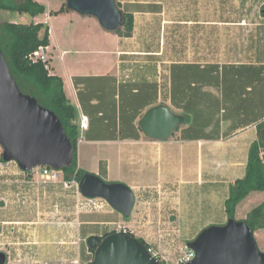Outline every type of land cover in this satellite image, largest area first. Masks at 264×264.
I'll use <instances>...</instances> for the list:
<instances>
[{"label": "crops", "instance_id": "1", "mask_svg": "<svg viewBox=\"0 0 264 264\" xmlns=\"http://www.w3.org/2000/svg\"><path fill=\"white\" fill-rule=\"evenodd\" d=\"M256 1L259 6L251 12H258L259 17H255L254 23L250 16L240 15L248 10H243L237 0H233L236 16L231 19L197 21L219 28V36L226 37L227 28L232 30L228 44L226 40L225 43L219 40V52H202L201 56L195 52L193 57L190 52L185 57L178 53L168 56L162 51V45L146 50L142 42L134 43L133 36L121 37L114 32L119 36V44L112 56L99 45L86 47L81 44L77 58L65 59L62 71L58 72L54 65L56 46L50 29L51 73L64 79L66 94L78 109V120L82 114L90 120L89 129L81 130L78 142L79 167L108 182H123L134 191L135 205L129 218L121 214L123 222L128 223L135 236L143 238L153 248L164 264H179V258L171 250L174 244L168 245L161 238L176 236L187 243L205 227L227 222L225 201L230 186L244 176L252 142L264 138V53L259 52L264 42V16L261 14L264 0ZM54 11L47 10L45 14L54 16L51 14ZM73 12L62 13L70 15ZM254 27L257 34L246 47L243 35L247 28ZM67 53L68 50H63L62 55ZM79 65L81 71L72 70ZM135 65L139 71L132 72ZM123 83L130 100L124 111L117 100L116 88ZM132 84L141 87L132 88ZM137 94H142L140 101L135 98ZM141 103L148 105L140 109ZM161 103L185 117L184 107L190 106L196 118H190L167 140L149 138L139 127V120L146 110ZM138 109L141 113H137L134 120ZM134 124L139 137L133 135ZM125 125L131 127L126 137H120L118 134ZM188 128L190 132L185 137L183 132ZM107 147L114 149L115 154L101 151ZM90 152L98 164L85 169L80 160ZM30 176L31 173L26 174L21 182L32 184ZM263 201L264 191L251 192L239 203L237 219H246L248 212ZM165 206L174 210L173 221L167 216ZM15 214L5 215L0 228V235L6 234L10 245V248H0L7 253L8 264L10 253L23 254L27 258V254L38 247L43 256L48 255L53 244L52 217L23 219ZM72 220L59 222L65 226L57 222L61 226L54 225L55 230L58 235L69 232L68 229L75 231L76 240L71 241L74 245L70 247L77 252L81 248V252L89 255V246L82 241L93 234L102 236V230L84 237L82 226L74 229L73 224L72 228L66 225ZM23 228L28 229L27 236L23 235ZM255 237L264 251V228L255 230Z\"/></svg>", "mask_w": 264, "mask_h": 264}, {"label": "rangeland", "instance_id": "2", "mask_svg": "<svg viewBox=\"0 0 264 264\" xmlns=\"http://www.w3.org/2000/svg\"><path fill=\"white\" fill-rule=\"evenodd\" d=\"M47 7L48 11L57 10L66 0H39ZM121 3L122 9L135 12V32L134 43H143V49H157L162 45V51H165L168 56L173 53L181 54L183 57L188 55L189 52L203 54L211 52H219V40L222 43L227 44L231 41V29L227 28L228 34L225 36H219V28L210 27L204 23L200 24L197 21H202L203 18L231 19L236 16V4L233 0H117ZM240 3L239 6L243 11L240 15L250 16V19L256 22L255 17H259V13L251 12L255 6H259L256 0H237ZM257 2V3H256ZM244 5V6H243ZM248 7H247V6ZM259 10V7L256 8ZM237 15V16H240ZM48 14H40L33 19L29 15H21L19 13H12L10 11L0 10V21H17V22H40L46 21L49 24L53 43L56 46V56L54 58V65L58 72L62 71L64 60H75L80 53L79 47L81 44L86 47H98L107 54L114 53L115 47L119 44V36L112 31H108L97 23V18L92 16H84L77 12H73L70 15L58 14L47 17ZM197 22V23H196ZM203 22V21H202ZM94 23V25H93ZM96 26V27H95ZM212 26V25H211ZM218 27V25H215ZM224 30V29H223ZM254 28H247L243 35L244 41H246V47L254 41V36L257 34ZM246 34V35H245ZM245 47V48H246ZM230 48V47H229ZM210 50L207 52V50ZM63 50H68L67 54L62 55ZM79 50V51H77ZM51 52V51H50ZM78 52V53H77ZM260 54L264 53V42L260 44ZM51 54V53H50ZM180 55V56H181ZM112 56V55H111ZM167 56V57H168ZM139 68V67H138ZM135 65V69L139 71ZM52 70V69H51ZM73 71H81L80 65L73 66ZM172 83V82H171ZM126 84H117V100L121 103L123 111L126 108V104L130 101L127 99L125 91ZM141 87L140 84H132L133 87ZM144 95V92H143ZM142 94L135 95L140 101ZM185 114L189 115V118L195 119L196 113L190 111V106H185ZM189 109V111H188ZM101 151L107 154H115L114 149L103 148ZM88 152V151H87ZM3 153V148L0 146V156ZM84 155L83 160H80L81 165L85 169H90L92 166L97 165V161L93 160L90 156ZM106 154V155H107ZM93 155V154H92ZM102 157V155L100 156ZM0 228L2 227V219L8 213H16L14 216L21 215L23 219L27 217H52L53 221V244L51 252L43 256L38 247L35 252L27 254V258H24L23 254L10 253L9 264H85L89 262L91 255L85 252H81L79 248L78 252L71 248L74 244L71 241L76 240L75 231L68 229L69 232L61 235L57 234L54 225H58L69 221L73 218V222L66 225L71 227L73 224L74 229L78 226L83 227L84 237L90 233L100 232L105 233L112 227H116L118 224L127 226L128 223L123 222L121 213L113 208L112 205L105 206L100 210H88V208L78 205V196L74 187L66 188L63 183L60 182H45L44 177L37 173H31L30 180L32 184H24L21 182L25 179L27 171L23 172L18 167L16 161L3 162L0 160ZM39 171L40 167H36ZM18 172V173H16ZM27 172V173H26ZM61 179H63V173L61 172ZM155 195V194H154ZM159 195V194H158ZM17 204V206H16ZM15 206L16 208H13ZM143 206V205H142ZM10 207V208H9ZM166 207V214L173 221L175 215L174 210ZM168 207V208H167ZM51 216V217H50ZM123 216V214H122ZM78 217V220H75ZM7 218V217H6ZM61 218L60 221L58 219ZM129 217H125L127 219ZM66 219V220H65ZM58 222V224H56ZM82 222V223H79ZM115 222V223H112ZM58 225V226H61ZM12 226V225H10ZM130 229V228H129ZM36 230H39L38 228ZM1 231V229H0ZM24 236L28 235V229L23 228ZM31 231V228H30ZM56 234V236H55ZM6 234L0 235V248H10L7 243L8 238ZM22 235V234H21ZM22 235V238H24ZM39 232L36 231V236ZM26 238V237H25ZM165 239L168 245L174 244L172 252L176 257L180 258L186 247L183 238L167 237ZM170 240V242H168ZM11 241V240H9ZM83 244H87V241H82ZM180 245V248L177 246ZM167 248V247H166ZM60 250L58 252L57 250ZM1 250V249H0ZM179 260V259H178Z\"/></svg>", "mask_w": 264, "mask_h": 264}, {"label": "water", "instance_id": "3", "mask_svg": "<svg viewBox=\"0 0 264 264\" xmlns=\"http://www.w3.org/2000/svg\"><path fill=\"white\" fill-rule=\"evenodd\" d=\"M69 10L94 16L101 26L115 32L125 18L117 0H66ZM183 114L166 104L150 107L139 120L143 133L155 140H167L185 123ZM0 146L6 162L16 161L22 170L51 166L61 171L73 163L74 148L59 116L38 99L21 90L0 47ZM85 197L106 199L125 217L135 205L134 191L123 182H108L100 175L86 172L79 181ZM93 259L85 264H160L159 257L137 236L118 230L104 238L90 235ZM186 247L194 252L187 264H264L255 231L244 220L229 218L225 224L209 225ZM8 255L0 251V264Z\"/></svg>", "mask_w": 264, "mask_h": 264}, {"label": "trees", "instance_id": "4", "mask_svg": "<svg viewBox=\"0 0 264 264\" xmlns=\"http://www.w3.org/2000/svg\"><path fill=\"white\" fill-rule=\"evenodd\" d=\"M118 6L122 5L117 1ZM0 10L29 15L32 18L47 12L45 4L38 0H0ZM66 10V2L63 3L59 10L52 12V15H58ZM125 18L122 26L115 32L121 37H132L135 32V12L122 9ZM261 14L264 16V4L261 7ZM41 45H50V26L44 22H17V21H0V47L3 50L9 63L10 70L19 84L21 90L25 93L35 96L38 101L53 110L60 118L64 130L73 144L74 155L73 163L70 166L62 168L64 180H73L79 182L84 173L87 171L79 167L78 161V142L81 136V130L78 124V109L68 98L65 91L64 79L52 74L42 61H32L30 54ZM193 67H197L194 65ZM141 108L146 107L142 103ZM187 111L186 109H184ZM189 111V110H188ZM139 109L134 114L137 117ZM138 114V115H139ZM189 115L186 114L187 124ZM264 127V122L262 124ZM126 125L121 128L120 137H126ZM135 137H139L135 124L133 125ZM179 129V128H178ZM177 129V130H178ZM190 129L183 132V136H188ZM176 133L174 132L172 136ZM212 134H208L211 136ZM91 136V135H90ZM0 160L6 162L2 155ZM29 174L31 171H27ZM105 172V169H103ZM253 191H264V138L252 142L249 148L248 162L243 177L236 179L230 186L229 195L225 201V211L228 218H237V207ZM125 217V216H124ZM253 230L264 228V201L253 207L244 219ZM129 232H131L129 230ZM110 233L106 232L101 238ZM132 233V232H131ZM133 234V233H132ZM145 245L148 244L141 237H138ZM93 253L95 249L90 248ZM93 259V256L90 260ZM89 260V261H90ZM161 264L164 262L160 259Z\"/></svg>", "mask_w": 264, "mask_h": 264}, {"label": "built area", "instance_id": "5", "mask_svg": "<svg viewBox=\"0 0 264 264\" xmlns=\"http://www.w3.org/2000/svg\"><path fill=\"white\" fill-rule=\"evenodd\" d=\"M51 49H50V45H41L39 46L35 51H33L30 54V59L32 61H42L45 63L46 68L50 70L51 72V64H50V60H51ZM78 124L80 127V130H88L89 126H90V120L89 117L86 114H82L78 120ZM17 163V162H16ZM0 164H2L0 162ZM19 167V164H17ZM21 169V167H19ZM23 172H25L24 170H22ZM40 172V174L42 175V177H44V181L45 182H62L63 186L66 188H70V187H74L78 196V205H81L82 208L86 207L88 208V210H100L102 208H105V206H109L110 203L101 197H96V198H90V197H85L81 194L80 191V186H79V182L74 178L73 180H64L61 179V171L56 170L54 168H52L51 166H40L39 171L36 170L35 168L31 171V173H37ZM27 173V172H26ZM115 223V222H112ZM118 224L116 227H112L110 228V231L115 232L118 230H125V231H129V228H127V226L125 225H121V223H116ZM85 241H87V239H85ZM150 251H152L156 256H158V254L153 250V248L148 247ZM89 255L94 256V253L92 251L89 250ZM194 252L185 247L184 248V252L182 254V256L179 258L178 263L179 264H187L193 257H194ZM159 257V256H158ZM160 260V259H159ZM161 264V263H160Z\"/></svg>", "mask_w": 264, "mask_h": 264}, {"label": "flooded vegetation", "instance_id": "6", "mask_svg": "<svg viewBox=\"0 0 264 264\" xmlns=\"http://www.w3.org/2000/svg\"><path fill=\"white\" fill-rule=\"evenodd\" d=\"M7 264H8V262H7Z\"/></svg>", "mask_w": 264, "mask_h": 264}]
</instances>
